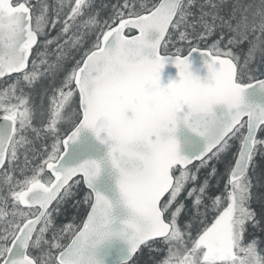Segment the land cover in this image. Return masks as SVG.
I'll list each match as a JSON object with an SVG mask.
<instances>
[{
    "label": "snow or ice",
    "instance_id": "obj_1",
    "mask_svg": "<svg viewBox=\"0 0 264 264\" xmlns=\"http://www.w3.org/2000/svg\"><path fill=\"white\" fill-rule=\"evenodd\" d=\"M0 264H264V0H0Z\"/></svg>",
    "mask_w": 264,
    "mask_h": 264
},
{
    "label": "trees",
    "instance_id": "obj_2",
    "mask_svg": "<svg viewBox=\"0 0 264 264\" xmlns=\"http://www.w3.org/2000/svg\"><path fill=\"white\" fill-rule=\"evenodd\" d=\"M70 213H71V209H70Z\"/></svg>",
    "mask_w": 264,
    "mask_h": 264
}]
</instances>
